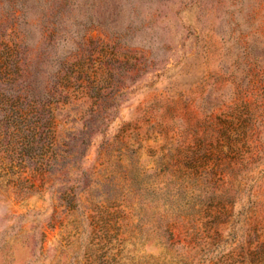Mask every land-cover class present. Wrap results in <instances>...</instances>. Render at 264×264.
Returning <instances> with one entry per match:
<instances>
[{"label":"rangeland","instance_id":"374dc122","mask_svg":"<svg viewBox=\"0 0 264 264\" xmlns=\"http://www.w3.org/2000/svg\"><path fill=\"white\" fill-rule=\"evenodd\" d=\"M14 43L0 264H264V0H0Z\"/></svg>","mask_w":264,"mask_h":264},{"label":"trees","instance_id":"16d2710c","mask_svg":"<svg viewBox=\"0 0 264 264\" xmlns=\"http://www.w3.org/2000/svg\"><path fill=\"white\" fill-rule=\"evenodd\" d=\"M7 48L9 50V55H7V58L5 60H0V74L2 75V83L3 84L9 83L12 80L14 70L12 71L11 67H14V69L18 68V62L16 60H14V58L12 56H10V55L14 54V52L18 48V44L17 43L11 44V45L7 46ZM8 102H9V100L7 101V106H6L5 111L9 114L7 116H5V118L7 120V124L8 123L13 124L15 119L19 118L20 114L17 110L13 109V107H14L13 102H9V103ZM14 103H17V102H14ZM15 114H17V116L13 118V116ZM14 127H16V125H14ZM3 140H4V136L0 134V145H2ZM25 140H27V139H25ZM29 142H30V140L28 141V143ZM7 149L8 148H5L3 151L6 152Z\"/></svg>","mask_w":264,"mask_h":264}]
</instances>
